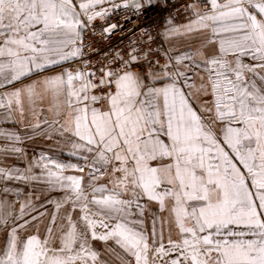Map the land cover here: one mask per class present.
Wrapping results in <instances>:
<instances>
[{
    "label": "snow or ice",
    "instance_id": "6c2138e0",
    "mask_svg": "<svg viewBox=\"0 0 264 264\" xmlns=\"http://www.w3.org/2000/svg\"><path fill=\"white\" fill-rule=\"evenodd\" d=\"M151 3L0 0L3 121L33 117L78 161L0 167V264H108L94 242L120 264H264V0H192L162 35L201 42L159 49L163 63L135 47L100 67L84 58L96 20ZM0 139V154H23L19 134ZM85 169L87 183L66 174ZM13 183L64 194L40 205L54 207L43 236L40 197Z\"/></svg>",
    "mask_w": 264,
    "mask_h": 264
},
{
    "label": "crops",
    "instance_id": "0c3cea01",
    "mask_svg": "<svg viewBox=\"0 0 264 264\" xmlns=\"http://www.w3.org/2000/svg\"><path fill=\"white\" fill-rule=\"evenodd\" d=\"M161 0H152L153 3L159 2ZM187 22V21H186ZM184 22V23H186ZM181 23V24H184ZM180 25V24H178ZM165 44L168 49L175 48L178 51L173 52L172 55H178L180 51H183L189 47L195 48L201 42V37L193 36L191 38L184 37H176L171 38L169 40H165ZM56 71H60L59 68ZM51 74V73H47ZM36 78V77H34ZM2 110H0V129L6 130L9 132H15L22 137V143L18 146L23 149V154H9L7 156L0 154V167L13 168L19 167L21 169L25 168L29 161L33 158H38L40 153H44L48 156L55 157L62 162H72L77 163L78 161L71 156L67 155V152L70 150L68 142L65 141L62 137L57 135L50 129H47L46 125H42L39 129H33L32 125L36 122V120L29 116L28 119L23 123L19 122H4L2 118ZM51 119V116L48 117ZM43 119V117H41ZM51 132L52 139H48L47 136ZM10 142L4 139H0V147L9 144ZM23 157V158H21ZM37 174L39 173V169L34 170ZM66 174H75V175H83L85 176V183H87V169H85L84 173H72L68 172ZM106 181H101L104 183ZM3 187V185H0ZM9 187L13 189H19L24 194H32L33 198L39 196L40 199L35 201L38 208H40L41 204H45L48 200H57L63 197V193L49 192L47 191V186L43 184H32V185H24V184H10ZM9 200H14L15 196L10 195L7 197ZM23 199V195L21 196V200ZM18 207V206H17ZM40 211H46L49 215L43 218V222L40 225V234L43 236L45 227L48 224V218L51 213L54 211V207L52 204H47L46 209L40 208ZM151 211H156L155 206L151 207ZM63 213V210H62ZM166 215V214H164ZM150 216L146 213V225L151 228ZM35 229L30 227L29 232L34 231ZM168 232L167 226H165V240L167 239ZM173 239H176L175 232H173ZM3 243V234H0V244ZM96 249L101 253V260L107 261L108 264H120L118 260L114 258V256L110 255L105 251V246L102 242H94ZM110 247H114V245L109 242ZM119 251V250H117Z\"/></svg>",
    "mask_w": 264,
    "mask_h": 264
},
{
    "label": "built area",
    "instance_id": "2783aa9c",
    "mask_svg": "<svg viewBox=\"0 0 264 264\" xmlns=\"http://www.w3.org/2000/svg\"><path fill=\"white\" fill-rule=\"evenodd\" d=\"M191 2L192 0H161L146 4L139 14L131 10H120L108 20H96L94 31L89 30L84 35L85 44L91 46L85 48L84 58L100 67L106 59H113L117 52L125 54L135 47L142 51L154 50L153 58L158 57L163 63V51L158 50L168 49L162 35L166 22L169 18L177 25L186 22L188 13L185 12V7ZM110 23L120 27L111 36L102 35L103 28ZM148 34L152 37L151 42L148 41Z\"/></svg>",
    "mask_w": 264,
    "mask_h": 264
}]
</instances>
